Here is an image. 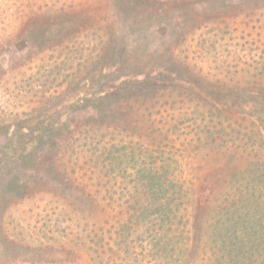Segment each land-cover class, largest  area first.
<instances>
[{
    "label": "rangeland",
    "instance_id": "374dc122",
    "mask_svg": "<svg viewBox=\"0 0 264 264\" xmlns=\"http://www.w3.org/2000/svg\"><path fill=\"white\" fill-rule=\"evenodd\" d=\"M240 75L233 144L210 120ZM263 107L264 0H0V264H215L234 195L264 264ZM135 166L190 188L183 226L175 194L133 211Z\"/></svg>",
    "mask_w": 264,
    "mask_h": 264
},
{
    "label": "trees",
    "instance_id": "16d2710c",
    "mask_svg": "<svg viewBox=\"0 0 264 264\" xmlns=\"http://www.w3.org/2000/svg\"><path fill=\"white\" fill-rule=\"evenodd\" d=\"M240 76H242L241 79L238 78ZM240 76H236V80L234 79L235 81L232 82L234 84L225 86L226 95L224 97V103L220 107L219 105H215L214 109L216 110V113L213 114V119L211 118L210 120L211 131L214 130L215 132H218L217 130H219L221 135L227 137L228 140L229 138H232L233 144L240 141V136L244 128L241 123L242 118H239L243 115L241 105L243 96H251L255 94L254 92H250L247 87L244 86L246 83H243V75ZM199 110L201 111L202 109L200 108ZM240 113H242V115H240ZM231 146L233 145L231 144ZM134 168V172L129 175L130 184L128 185V192L131 193L132 201L134 203L130 204V202L129 205L133 207V211H141L143 214L147 212L146 214L149 217L157 213L159 214V211L164 209L163 202L167 201L165 204H168L169 201L173 200H169V195L175 194L176 205H174L175 210L173 211L177 216L178 226H183L182 222L188 215L190 188L185 186L182 181L177 182L175 185L167 184L168 180L163 179V175L161 174L163 171H159V169L153 166L131 167V169ZM167 174L168 171H164V176ZM253 195L254 194H251V197H253ZM234 196L233 211L229 210V207H227L225 203L226 199H224L221 200L222 202L219 201V203L215 205L214 211L212 212L214 214V219L212 220L213 217H211L213 226L211 227L212 229H210L211 231L209 234L210 242L217 246L216 254H212L214 260L217 258L215 264H240V261L238 260L244 258V252L252 250L255 244V242H251L250 248L248 247L249 250H245L246 247L243 245L244 236L240 235L237 227H235L236 220L239 218L232 220L233 223H231V225H234L233 229L228 227L229 218L227 216H229L230 213L236 215L240 211L238 208L241 197L240 195ZM176 230L177 234H182V232H184V230L179 229V227H176ZM162 242L161 239H159V241L156 240V245H161Z\"/></svg>",
    "mask_w": 264,
    "mask_h": 264
}]
</instances>
